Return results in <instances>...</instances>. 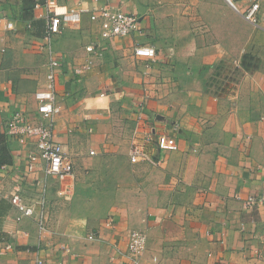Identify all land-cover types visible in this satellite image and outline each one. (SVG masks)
I'll use <instances>...</instances> for the list:
<instances>
[{"label": "crops", "instance_id": "1", "mask_svg": "<svg viewBox=\"0 0 264 264\" xmlns=\"http://www.w3.org/2000/svg\"><path fill=\"white\" fill-rule=\"evenodd\" d=\"M59 1L110 4L138 15L141 30L104 40L87 11L53 37L63 63L55 138L74 163L61 183L42 161L30 169L33 145L5 131L14 112L37 114L50 59L46 7L0 0L17 21L0 32V264H127L131 229L148 236L141 264H264V206L246 203L264 191V0ZM254 1L258 24L244 16ZM97 42L102 55L86 49ZM137 45L153 46L156 60L136 56ZM148 133L152 159L132 163L130 145ZM160 135L178 148L160 149ZM15 189L45 196L46 231L17 219L7 195Z\"/></svg>", "mask_w": 264, "mask_h": 264}, {"label": "built area", "instance_id": "2", "mask_svg": "<svg viewBox=\"0 0 264 264\" xmlns=\"http://www.w3.org/2000/svg\"><path fill=\"white\" fill-rule=\"evenodd\" d=\"M231 5H234L230 1ZM46 7L44 15L48 20V24L44 34V40L50 50V59L48 62L47 81L40 89L35 92L37 108L35 116L24 110H18L13 113L7 121L6 133L17 139L20 144L33 145L29 150L28 158L30 161V169L33 163L42 161L45 163L46 175L54 177L59 182H65L71 178L74 173V163L71 156L66 152L64 145L55 138V118L61 113V105L57 95V81L62 66L61 56L56 55L52 51V39L61 31L62 25L73 26L82 22L85 12H90V18L100 25V37L109 40L113 37H125L135 31L141 30L139 16L132 12H126L110 4H106L92 10L69 6L61 3L59 0H35L34 8ZM260 3L254 1L244 12L245 18L253 23L258 24ZM17 29V21L0 8V32L14 31ZM86 49L95 55H102V45L97 42L90 44ZM135 55L138 57L148 58L151 62L157 58L156 49L149 45H137L135 47ZM93 61L89 60L84 66L77 68L79 74L85 73L91 69ZM104 94V93H102ZM142 118V115H140ZM137 128L135 133L140 132ZM150 140V134H146L144 140L137 138L132 142L129 149V156L132 163H138L143 160H151L152 156L145 147V141ZM158 147L163 150H176L178 148L176 139L168 135H160L157 139ZM93 154L94 151H91ZM9 195L11 203L19 211L17 219L20 221L24 218H34L43 233L47 230V201L44 195L39 199L29 200L21 195L20 189H15ZM63 197L72 195L70 188L63 187L59 190ZM241 197L240 195L238 196ZM248 205L261 204L264 206V191L261 195L250 196L246 199ZM114 220L109 218L105 225L113 226ZM90 240L96 239L95 233H91L88 237ZM264 242V231L262 233ZM148 236L147 233L139 229H131L127 239V255L129 261L127 264H141V257L147 250ZM14 242H7L5 248L13 249ZM64 250H69L62 245ZM260 255L259 250H256ZM37 264H49L45 260L37 257Z\"/></svg>", "mask_w": 264, "mask_h": 264}, {"label": "trees", "instance_id": "3", "mask_svg": "<svg viewBox=\"0 0 264 264\" xmlns=\"http://www.w3.org/2000/svg\"><path fill=\"white\" fill-rule=\"evenodd\" d=\"M34 2H35V0H34ZM7 135V134H6Z\"/></svg>", "mask_w": 264, "mask_h": 264}]
</instances>
